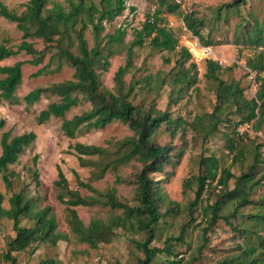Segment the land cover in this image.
Here are the masks:
<instances>
[{"label": "rangeland", "instance_id": "374dc122", "mask_svg": "<svg viewBox=\"0 0 264 264\" xmlns=\"http://www.w3.org/2000/svg\"><path fill=\"white\" fill-rule=\"evenodd\" d=\"M53 1L60 2L66 10L68 9L67 0H47L45 7L50 8ZM124 1L125 10L115 17L111 24H105V32L124 26L126 27L124 40L129 42L132 39V30L140 28L146 15L153 12L157 8V4L156 0ZM232 1L192 0L191 8L194 16L202 21V26L199 28L203 37L201 42L185 27L182 19L184 13L181 8L175 13L162 12L161 16L167 24L165 25L171 29L173 36L178 40L175 51L169 53L166 50H156L149 44L148 39H145L143 45L133 48V66L122 77L124 90H126L134 80H141L149 74L155 76L157 72L160 73L159 77L164 78L165 82L158 89L154 87V80L150 85L141 81L135 85L133 93L128 98L136 106H142L145 109L153 108L154 114L168 111L171 116V122L163 124L151 139L155 144L171 145V161L164 165L162 172L150 175L155 179L168 177L161 183L166 203L161 206L160 210L163 212L166 208L172 207L173 205L169 203L170 200L178 203V209L170 214L165 213L159 223L154 226V238L149 245L159 248L169 246L171 255L169 256L165 252L155 254L150 264H169L171 259H180L181 264H215L225 257H234L244 253L247 246H255L256 251L246 259L257 258L254 264H264V248L260 246L261 243H264L262 228L264 224L257 222L252 226L251 221L247 218L249 214L264 215V205L260 203V200L264 199V179L258 186L259 180L256 181V185L251 188L249 198L255 203L241 207L235 217L229 216L231 227L223 220H218L211 230L204 233L203 228L207 226L204 212L208 211L209 205L219 198V190L213 185L214 183L203 191V195L194 209L189 210V204L195 196L196 182L194 178L204 168L202 158L214 156L221 168H228L234 175H239L247 170L248 164L253 162L255 144L264 142V127L260 131H254L255 133H252V130H247L245 134L247 140L242 141L241 144L247 152V156L242 163H232L231 155L224 147L225 137L223 134L231 130L226 129L225 124L228 121H224V118L237 121L236 114L223 113L222 121L216 125L215 129L212 128L215 119L207 116L217 103L213 84L217 81H211L205 76L206 60H214L222 68L237 64L233 70L234 77H241V87H245L244 95L246 99H250L254 95L255 88L249 78L254 73L245 66V61L259 53L264 54V45L256 47L243 42L244 38H238L243 37V34L236 32L237 30H244V32L248 30L250 35L254 34L252 29L264 22V0H245V3L240 4L237 10L226 8L225 4ZM0 2L19 14L24 10L27 0H0ZM220 6L223 7L220 17L217 18L216 10ZM131 7L134 10H131ZM248 21L250 22L249 27L245 26L244 28ZM21 34L22 32L17 29L15 22L0 16V44L5 43L6 46L15 48L21 40ZM84 34L91 46L93 38L90 27L84 30ZM235 38L238 39L235 40ZM27 40L35 42L38 49L44 46L41 39ZM181 46L188 48L192 54V59L185 66L190 70L193 84L178 91L179 86L171 85L170 77L177 71L173 65ZM198 46L209 49L205 56H199ZM165 57L171 58L169 64L163 63ZM125 58V48L109 58V68L101 75L102 83L106 88L114 90V72L119 65L124 64ZM28 59L29 56L21 52L2 60L1 64L9 65L18 60ZM46 61L47 56L44 59V62ZM190 62H193L195 66L190 68ZM38 68L39 66H32L28 63L22 65V81L16 90L18 97L22 98L29 90L37 86L62 81L72 75L71 68L63 67L58 73L33 76L32 73ZM244 71L250 72V75L244 74ZM3 76L0 74V78ZM220 76L229 80L231 72L224 70ZM178 96L180 98L174 102ZM56 98L55 96L42 97L30 106H26L24 102L10 104L0 99V118L5 120L4 126L0 129V140L3 133L13 136L32 131L36 134V139L23 150L14 163L8 166L10 188L6 187L2 173H0L2 206L8 209L10 206L9 197L14 192H23L28 197L36 199L37 208L44 206L51 208L57 222L56 232L63 235V238L55 243L34 242L22 251L12 252L11 255L15 258L14 262L11 259L6 260L4 253L7 243L14 237L15 231L12 220L3 217L0 219V264H41V261L45 259H51L55 264H138V260L143 258L144 254L137 247V243L144 241L148 235L140 230L137 222H134L133 226L127 224L126 228H117L113 239L108 243L91 246L86 242H80L68 228L65 207L57 200V188L54 185L59 166L71 188H77L72 173V170H75L98 192L103 193L113 187L118 200L130 206L137 204L135 199L136 184L133 183V180L135 174L140 171L141 164L132 159L127 164L121 165L116 173L130 183H116L114 172L107 171L101 179H96L92 176V172L96 171V168L81 167L76 156L66 151L69 144L76 142L105 146L107 141L114 142L132 135L133 132L127 125L115 121L104 128L83 127L74 138L66 137L60 129L61 119L50 118L42 123H38L35 119L37 113ZM89 107L90 104L84 102L71 108L65 117L69 118L74 114H80ZM196 116H201V120L197 123L196 129H192L189 124ZM35 156L36 161L33 163L32 160ZM259 159L261 162L257 164V167L264 171V145L260 147ZM233 178L229 180V188L233 187ZM78 190L83 195H89V192L83 188H78ZM235 205V202L223 204L219 214L232 213ZM76 211L84 224H88L92 218L107 220L111 216L122 215L121 209L111 210L108 206L100 203L77 206ZM206 217H210L209 212ZM21 224L31 226L34 224V220L24 216ZM244 228L248 229L247 232L241 233L239 230ZM253 228L259 233L253 232Z\"/></svg>", "mask_w": 264, "mask_h": 264}, {"label": "trees", "instance_id": "16d2710c", "mask_svg": "<svg viewBox=\"0 0 264 264\" xmlns=\"http://www.w3.org/2000/svg\"><path fill=\"white\" fill-rule=\"evenodd\" d=\"M46 3L47 0H27L24 10L18 14L0 2V16L15 22L17 29L22 32L21 40L15 48L8 47L5 43L0 44V62L21 52L29 56L28 60H18L11 65H0V74L4 75L0 78V99L10 104L24 102L26 106H30L42 97H57L56 100L50 101L46 107L42 108L35 119L38 123L48 121L50 118L61 119L60 129L63 135L69 138H74L83 127L104 128L115 121L127 125L133 132L130 136L114 142L107 141L105 146L76 142L69 144L66 151L76 156L81 167L96 168L97 170L92 172V176L96 179H101L107 171L114 172L116 183H130L116 173L121 165L127 164L132 159L141 164V169L135 174L133 180V183L136 184L135 199L137 204L130 206L118 200L113 187L103 193L98 192L75 170H72V173L77 188H71L59 166L57 167V177L54 180V185L57 188L56 198L65 207L69 230L80 242H86L91 246L108 243L113 239L117 228H126L127 224L133 226L134 222H137L140 230L148 235L144 241L137 243V247L144 254V257L138 260V264H150L154 255L158 253L165 252L170 256L169 246L159 248L149 245L154 238V226L159 223L165 213L170 214L178 209V203L170 200L169 203L173 206L166 208L163 212L160 210L161 206L166 203L161 183L168 177L155 179L150 175L162 172L164 165L171 161V145H159L151 140L153 134L163 124L171 122V116L168 111L154 114L153 108L145 109L142 106H136L128 98L133 93L135 85L141 81L150 85L154 80V87L158 89L165 80L160 78V73L157 72L155 76L149 74L141 80H134L124 90L122 77L133 66V48L143 45L145 39H148L149 44L156 50H166L169 53L175 51L178 40L173 36L171 29L166 26L161 13L164 11L175 13L180 7L173 0H156L157 8L146 15L140 28L132 30V39L125 42L126 27L119 26L112 31L105 32V24H111L115 17L125 10L124 0H67V10L60 2L53 1L50 8L45 7ZM244 3L245 0H233L226 3L225 7L237 10L238 6ZM222 7L220 6L216 10L217 18L220 17ZM130 9L134 10L133 7ZM182 19L187 30L197 36L200 42L203 41L199 32L202 21L194 16L193 9L190 13L184 14ZM249 23L248 21L244 28L245 26L249 27ZM87 27H90L92 31L93 44L91 46L84 34ZM33 28L34 30H32ZM252 30L253 36L248 33V30L245 32L237 30L236 32L243 34V37H238L244 38L243 42L256 47L264 45V22ZM34 38L41 39L44 43L41 49L36 47L35 42L27 40ZM123 48L126 49L125 62L115 70L113 75L115 88L111 90L103 85L101 75L109 68V58ZM177 53L178 57L173 65L177 71L171 75L170 79L171 85L179 86L178 91H182L193 84L190 70L185 66L192 59V54L185 46H181ZM46 56L47 61L44 62ZM170 60V57H165L163 63L169 64ZM206 61L205 76L211 81H217L213 83L217 103L207 116L215 119V124L212 126L215 129L216 125L222 121L223 113L236 114L237 121L224 118V121H228L225 124L226 129H231L223 134L225 137L224 147L230 153L232 163H242L247 152L241 144L242 141L247 140L245 135L247 132L246 130L240 132L238 127L249 124L253 131H260L264 127V54L259 53L245 61V66L254 73L257 83L255 95L250 99H246L244 95L245 87H241V77H234L233 70L237 64L222 68L214 60ZM24 63L39 66L32 73L33 76L58 73L63 67L71 68L72 75L62 81L37 86L20 98L17 96L16 90L22 81V65ZM194 66L195 64L190 62L189 67ZM224 70L231 72L229 80L221 78L220 75ZM250 72L244 71V74L247 75ZM172 89L175 88L172 87ZM179 98L180 96L175 98L174 102H177ZM84 102L90 104L89 109L69 118L65 117L71 108ZM199 120H201V116L194 117L189 124L190 127L196 129ZM4 124L5 120L0 118V129ZM35 139L36 134L32 131L13 136L3 133L0 140V173H2V179L7 188L11 187V181L7 174L9 164L14 163L23 150ZM262 145L264 142L255 144L253 162L248 164L247 170L239 175H234L228 168H221L214 156L202 158L204 168L194 178L196 182L195 196L189 204V210L194 209L207 187L214 183L213 185L219 190V198L209 205L208 211L204 212V219L207 221V226L203 228L204 233L211 230L218 220H223L231 227L229 216L235 217L241 207L255 203L249 196L251 188L256 185L255 182L259 180L258 186L264 179V171L257 167V164L261 162L259 156ZM32 161L35 163L36 156ZM231 178L234 179V182L233 187L229 188ZM78 188L85 189L89 195L81 194ZM2 201L3 194L0 192V219L3 217L11 219L15 231L14 237L7 243L4 259H11L14 262L15 258L11 255L12 252L22 251L34 242L55 243L63 238L60 232H56L57 222L49 206L37 208L36 199L28 197L23 192H14L9 197L10 206L8 209L2 206ZM229 202L236 203L234 211L228 215H220L219 211L223 204ZM98 203L108 206L111 210L121 209L122 215H114L107 220L92 218L88 224H84L77 214L76 207ZM260 203L264 205V199L260 200ZM207 212L210 213L209 218L206 217ZM24 216L33 219L34 224L31 226L21 224ZM247 218L251 221L252 226L257 222L264 224L262 221L264 215L249 214ZM262 228L264 230V226ZM247 230L244 228L239 231L244 233ZM252 231L259 233L254 228ZM260 246L264 248V243H261ZM255 251V246H247L244 253L234 257H225L215 264H254L257 258L247 260L246 257L252 256ZM41 264H55V262L45 259L41 261ZM169 264H181V260L171 259Z\"/></svg>", "mask_w": 264, "mask_h": 264}, {"label": "built area", "instance_id": "2783aa9c", "mask_svg": "<svg viewBox=\"0 0 264 264\" xmlns=\"http://www.w3.org/2000/svg\"><path fill=\"white\" fill-rule=\"evenodd\" d=\"M173 2L175 4H178V6L181 8L184 14L190 13L192 11V8H191L192 0H173ZM251 78L252 79L254 78V74H252ZM250 129H251V126L249 124L242 125L238 128L240 132H242L243 130H250Z\"/></svg>", "mask_w": 264, "mask_h": 264}, {"label": "bare ground", "instance_id": "6f19581e", "mask_svg": "<svg viewBox=\"0 0 264 264\" xmlns=\"http://www.w3.org/2000/svg\"><path fill=\"white\" fill-rule=\"evenodd\" d=\"M198 50H199V56L200 57L205 56V54L209 51V49L208 48H205V47H199Z\"/></svg>", "mask_w": 264, "mask_h": 264}, {"label": "clouds", "instance_id": "9594fccd", "mask_svg": "<svg viewBox=\"0 0 264 264\" xmlns=\"http://www.w3.org/2000/svg\"><path fill=\"white\" fill-rule=\"evenodd\" d=\"M220 63H221V62H220ZM250 79L252 80V82H253V84H254L255 91H256L257 83H256V81H255V75H254V78H253L254 80L251 78V76H250ZM240 126H242V125H240ZM240 126H239V127H240ZM250 126H251V125H250ZM239 127H238V128H239ZM251 129H252V127H251ZM251 129H250V130H251ZM246 131H247V130H246Z\"/></svg>", "mask_w": 264, "mask_h": 264}, {"label": "crops", "instance_id": "0c3cea01", "mask_svg": "<svg viewBox=\"0 0 264 264\" xmlns=\"http://www.w3.org/2000/svg\"><path fill=\"white\" fill-rule=\"evenodd\" d=\"M0 65H2L1 62H0ZM9 65H11V64H9ZM249 79H250V78H249ZM254 95H255V92H254ZM254 95H253L252 97H254ZM251 130H252V133H253V132H254L253 129H251ZM254 133H255V132H254Z\"/></svg>", "mask_w": 264, "mask_h": 264}]
</instances>
